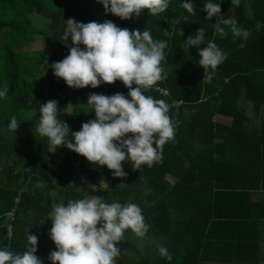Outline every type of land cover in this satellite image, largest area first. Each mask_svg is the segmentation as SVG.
<instances>
[{
	"label": "trees",
	"instance_id": "1",
	"mask_svg": "<svg viewBox=\"0 0 264 264\" xmlns=\"http://www.w3.org/2000/svg\"><path fill=\"white\" fill-rule=\"evenodd\" d=\"M202 2L193 0L195 14L170 0L160 14L143 9L122 20L105 14L97 0H0V87L8 89L0 98V159L8 163L0 174V247L22 252L29 231L38 237L36 255L44 264L55 249L49 237L52 205L83 198L95 184V194L108 203L138 204L151 225L144 238L125 231L116 264H264V0H240L239 6L217 0L222 14L249 31L244 47L231 32L215 30L216 17L206 18ZM69 18L147 28L154 39L168 41L165 78L144 90L170 105L175 123L162 159L138 169L125 160L127 176L114 177L106 166L93 167L57 146L62 163L49 168L52 146L34 128L40 104L57 100L58 115L71 131L95 118L84 105L89 87L71 88L48 68L68 55L71 40L61 36ZM199 26L226 53L210 80L196 49L185 46ZM36 41L43 48L32 50ZM93 91L127 96L128 88L117 80ZM13 115L20 123L14 132L7 128ZM219 116L227 120L219 122ZM157 243L169 248L172 260L158 254Z\"/></svg>",
	"mask_w": 264,
	"mask_h": 264
},
{
	"label": "clouds",
	"instance_id": "2",
	"mask_svg": "<svg viewBox=\"0 0 264 264\" xmlns=\"http://www.w3.org/2000/svg\"><path fill=\"white\" fill-rule=\"evenodd\" d=\"M97 2L105 14L111 13L122 20L138 17L143 9L157 15L170 4V0ZM231 2L239 6L240 0ZM180 6L195 14L193 0H180ZM221 8L222 3L217 0L202 2L206 18L216 17L215 30L221 35L231 32L233 37L241 38L240 47H244L249 31L239 26L234 17L222 14ZM69 38L68 55L48 64L55 77L75 89L86 86L94 89L119 80L128 88V93L127 96L121 92L90 93L84 105L92 110L95 118L84 122L77 131H71L68 123L59 117L57 100L41 103L34 128L47 137L51 151L64 146L92 164L106 166L114 177L127 176L122 166L125 160L138 169L142 164L162 159L163 146L174 139L175 123L169 115L170 105L163 99L146 95L144 90L165 78L164 50L168 41L154 39L147 28L129 30L111 20L84 23L74 18L65 21L61 36L64 41ZM185 40L186 47L197 51V63L204 70V79L210 80L226 59L224 49L214 39H207L205 28L200 26ZM7 92L6 87H0V98ZM19 125L13 115L7 128L14 132ZM37 183L43 186V182ZM97 191L98 186L93 184L83 191V198L52 205L48 214L52 225L49 237L55 244V249L48 254L51 264H116V257L121 254L117 242L122 241L126 230L138 238L148 233L151 225L138 204L108 203L102 195L95 194ZM27 241L22 252L0 247V264H43V259L36 255L38 237L28 231ZM156 249L161 257L172 260L173 254L166 245L157 243Z\"/></svg>",
	"mask_w": 264,
	"mask_h": 264
},
{
	"label": "rangeland",
	"instance_id": "3",
	"mask_svg": "<svg viewBox=\"0 0 264 264\" xmlns=\"http://www.w3.org/2000/svg\"><path fill=\"white\" fill-rule=\"evenodd\" d=\"M32 50H37V49H41V48H43V46L41 45V43L39 42V41H36V42H34L32 45H31V47H30ZM89 87V89L91 90L90 92H89V94L90 93H92V92H95V91H93V88H91V86H88ZM243 108H244V110L246 111L247 109V105H245V106H243ZM68 111H70L69 109H68ZM248 113V112H247ZM129 135V134H128ZM50 156H49V166L51 167V168H55V166L57 165V166H60L61 165V163H62V156H63V154H59V151H56V152H53V151H51L50 150ZM54 153H58V154H54ZM61 157V158H60ZM60 158V159H59ZM58 160L59 161H61L60 162V164H58L57 162H58ZM89 162V161H88ZM93 167H96L97 165H95V164H92L91 162H89ZM8 165V163H6V161H5V159H3V158H1L0 159V174L2 173V169L4 168V167H6ZM129 167H132V165L131 164H129L128 165ZM101 188H104V184H101ZM51 193L53 194V196H56V193L54 192V191H51ZM255 198H257V196H254ZM57 199V198H56ZM56 199H55V201H56Z\"/></svg>",
	"mask_w": 264,
	"mask_h": 264
},
{
	"label": "crops",
	"instance_id": "4",
	"mask_svg": "<svg viewBox=\"0 0 264 264\" xmlns=\"http://www.w3.org/2000/svg\"><path fill=\"white\" fill-rule=\"evenodd\" d=\"M216 120L217 121H219V122H222V123H224L227 119L226 118H224V117H221V116H219V117H216ZM255 123H258L257 121H252V125H251V127H257L258 125L257 124H255ZM56 151H59V149H55V151L54 152H56ZM54 154H58V153H54ZM59 154H62L60 151H59ZM61 158V157H60ZM59 158V159H60ZM62 161V160H61ZM61 161H59L58 160V164H60V162ZM130 163L129 162H127V164L126 165H129ZM150 165V164H149ZM59 166H55V168H51L50 166H49V168L50 169H53V170H56L57 168H58ZM52 191H54L55 192V190H52ZM44 264H51V262L48 260V256L46 257V259H45V261H44Z\"/></svg>",
	"mask_w": 264,
	"mask_h": 264
},
{
	"label": "built area",
	"instance_id": "5",
	"mask_svg": "<svg viewBox=\"0 0 264 264\" xmlns=\"http://www.w3.org/2000/svg\"><path fill=\"white\" fill-rule=\"evenodd\" d=\"M160 92L163 93V94H166V92L164 90H160ZM7 233H8V235H11L10 228L7 229Z\"/></svg>",
	"mask_w": 264,
	"mask_h": 264
}]
</instances>
